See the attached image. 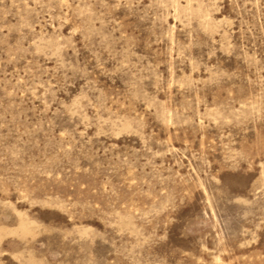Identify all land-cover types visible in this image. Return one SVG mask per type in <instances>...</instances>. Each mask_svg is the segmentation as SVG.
<instances>
[{
	"label": "rangeland",
	"instance_id": "rangeland-1",
	"mask_svg": "<svg viewBox=\"0 0 264 264\" xmlns=\"http://www.w3.org/2000/svg\"><path fill=\"white\" fill-rule=\"evenodd\" d=\"M0 264H264V0H0Z\"/></svg>",
	"mask_w": 264,
	"mask_h": 264
}]
</instances>
